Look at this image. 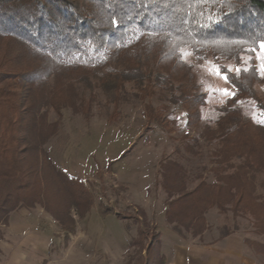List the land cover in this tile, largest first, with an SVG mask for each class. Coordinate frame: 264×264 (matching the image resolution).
Returning <instances> with one entry per match:
<instances>
[{
    "label": "trees",
    "instance_id": "obj_1",
    "mask_svg": "<svg viewBox=\"0 0 264 264\" xmlns=\"http://www.w3.org/2000/svg\"><path fill=\"white\" fill-rule=\"evenodd\" d=\"M262 42L264 0H0V225L17 209L40 206L65 238L75 233L72 211L85 203V189L57 168L45 146L63 109L90 116L94 88L110 92L116 104L127 84L142 101L164 89L185 109L187 124L200 123L205 97L197 93L193 66L183 61L187 51L210 55L234 93L216 108L214 127L199 134L215 149L195 186L189 189L181 167L162 166L165 222L179 236L201 237L206 213L216 208L233 220L250 217L254 233L264 235V126L239 106L248 102L264 114L253 61ZM77 86L90 97H80ZM50 109L56 122L48 121ZM145 109L150 122L165 126L151 104Z\"/></svg>",
    "mask_w": 264,
    "mask_h": 264
},
{
    "label": "rangeland",
    "instance_id": "obj_2",
    "mask_svg": "<svg viewBox=\"0 0 264 264\" xmlns=\"http://www.w3.org/2000/svg\"><path fill=\"white\" fill-rule=\"evenodd\" d=\"M183 61L193 66L197 93L205 97L200 123L187 124L185 109L179 103L170 102L171 94L164 89H156L152 98L142 101L132 84L125 85L117 104L110 92L94 88L88 118L80 112L73 113L70 108L62 110L58 132L45 150L60 171L82 183L85 203L73 209L75 233L67 238L61 226L40 206L32 208L42 211L48 219L41 225L44 238L49 239L47 230L52 235L48 254L38 259L37 264H160L165 257L163 247L176 241L206 245L232 235L254 244L264 241V235L254 233L250 217L233 220L231 213L224 216L216 208L205 215L207 230L201 239H193L188 234L179 236L165 222L168 197L161 188L162 166L181 167L179 170L186 174L189 189L195 186L199 173L211 167L210 158L215 149L213 143L199 134L205 126L214 127L216 108L234 93L210 55L196 56L185 51ZM253 61L263 81L256 83L254 90L264 102V71L261 70L264 49L255 53ZM225 65L232 72L238 69L233 62ZM248 65L249 58L243 59L242 67ZM77 93L84 99L91 95L81 86H77ZM146 104L162 114L165 126L148 120ZM239 106L244 116L264 126V114L258 108L248 102ZM57 119L50 109L48 121L53 123ZM187 144L189 150H186ZM204 178L212 181L206 171ZM259 193L264 202V192ZM5 227L0 225V237ZM155 231L160 235L159 242L153 236ZM226 233L229 235L221 238ZM148 245L150 250L146 252Z\"/></svg>",
    "mask_w": 264,
    "mask_h": 264
},
{
    "label": "crops",
    "instance_id": "obj_3",
    "mask_svg": "<svg viewBox=\"0 0 264 264\" xmlns=\"http://www.w3.org/2000/svg\"><path fill=\"white\" fill-rule=\"evenodd\" d=\"M47 220L36 208L12 212L0 237V264H37L38 259H44L49 251V239H52L50 230H47L49 239L44 238V226L41 225ZM205 232L195 238H203ZM245 241L232 235L206 245H190L184 240L172 242L163 247V264H264V257H261L264 241H259L263 247L259 251Z\"/></svg>",
    "mask_w": 264,
    "mask_h": 264
},
{
    "label": "snow or ice",
    "instance_id": "obj_4",
    "mask_svg": "<svg viewBox=\"0 0 264 264\" xmlns=\"http://www.w3.org/2000/svg\"><path fill=\"white\" fill-rule=\"evenodd\" d=\"M261 48L264 49V42L261 43ZM261 70L264 71V65L261 66ZM237 71H239V69H237ZM225 79H227V78H225Z\"/></svg>",
    "mask_w": 264,
    "mask_h": 264
}]
</instances>
